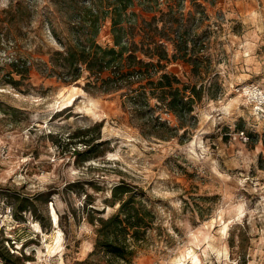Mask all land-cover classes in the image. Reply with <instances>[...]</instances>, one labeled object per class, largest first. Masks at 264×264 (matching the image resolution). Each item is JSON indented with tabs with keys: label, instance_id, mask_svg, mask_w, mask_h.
Masks as SVG:
<instances>
[{
	"label": "rangeland",
	"instance_id": "1",
	"mask_svg": "<svg viewBox=\"0 0 264 264\" xmlns=\"http://www.w3.org/2000/svg\"><path fill=\"white\" fill-rule=\"evenodd\" d=\"M61 1L0 0V248L17 264L86 258L95 239L86 195L107 216L116 207L105 199L124 180L157 214L130 264H264V107L238 90L264 89V0H181L198 66L171 59L164 69L204 90L184 125L151 98L152 117L172 128L160 130L126 89L103 91L87 71L73 82L43 71L61 47L55 34L69 32ZM178 1L130 11L140 21ZM97 41L113 45L110 18ZM15 57L28 60V75L13 71ZM88 141L84 161L74 147Z\"/></svg>",
	"mask_w": 264,
	"mask_h": 264
},
{
	"label": "trees",
	"instance_id": "2",
	"mask_svg": "<svg viewBox=\"0 0 264 264\" xmlns=\"http://www.w3.org/2000/svg\"><path fill=\"white\" fill-rule=\"evenodd\" d=\"M150 2L158 4L157 0H98L91 4L87 0H62L61 7L67 9L70 20L69 32L65 38L55 34L61 47L51 52L43 64V71L66 82L78 80L87 71L95 76L94 85L103 91L126 89L129 103L143 117L146 116L149 123H154L155 130L172 129L167 123L152 117L151 98H155L184 125L194 111V103L202 98L204 89L167 72L164 62L187 59L196 67V59L199 58L188 56L186 51L189 28L180 18L181 0L177 2V9L159 10V16L155 14L139 21L138 14L130 9L135 4H142L151 10L154 6ZM108 18L111 20L113 45L103 46L97 41V35ZM138 32L143 34L136 39ZM169 32H173L175 38H170ZM168 41H172L177 49L172 56L166 47ZM11 65L13 71L21 76L30 73L31 66L25 58L15 57ZM92 83L90 80L87 86ZM85 145L87 149L83 151L74 147L76 154L84 156V161L91 158L95 149L92 142ZM87 197L85 210L94 226V248L86 258L74 260L72 264H130L157 221L156 212L142 198V190L124 180L114 184L105 203L116 208L107 216L100 215L105 211L94 207L89 194ZM0 249L5 250H0L5 264H17L18 255L8 248Z\"/></svg>",
	"mask_w": 264,
	"mask_h": 264
},
{
	"label": "built area",
	"instance_id": "3",
	"mask_svg": "<svg viewBox=\"0 0 264 264\" xmlns=\"http://www.w3.org/2000/svg\"><path fill=\"white\" fill-rule=\"evenodd\" d=\"M243 89L244 92L251 93L256 100L258 107H264V89L260 88L257 85L249 84L243 87L238 88V90Z\"/></svg>",
	"mask_w": 264,
	"mask_h": 264
},
{
	"label": "crops",
	"instance_id": "4",
	"mask_svg": "<svg viewBox=\"0 0 264 264\" xmlns=\"http://www.w3.org/2000/svg\"><path fill=\"white\" fill-rule=\"evenodd\" d=\"M135 5H138V4H135Z\"/></svg>",
	"mask_w": 264,
	"mask_h": 264
}]
</instances>
